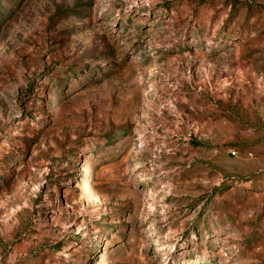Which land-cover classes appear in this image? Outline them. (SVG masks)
Listing matches in <instances>:
<instances>
[{
  "label": "rangeland",
  "instance_id": "obj_1",
  "mask_svg": "<svg viewBox=\"0 0 264 264\" xmlns=\"http://www.w3.org/2000/svg\"><path fill=\"white\" fill-rule=\"evenodd\" d=\"M0 264H264V0H0Z\"/></svg>",
  "mask_w": 264,
  "mask_h": 264
}]
</instances>
